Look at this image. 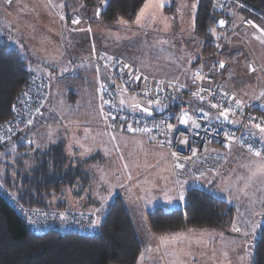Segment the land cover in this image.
I'll return each mask as SVG.
<instances>
[{
	"label": "rangeland",
	"instance_id": "1",
	"mask_svg": "<svg viewBox=\"0 0 264 264\" xmlns=\"http://www.w3.org/2000/svg\"><path fill=\"white\" fill-rule=\"evenodd\" d=\"M78 1L69 0L65 9L59 11L64 14L65 10L70 11V22L59 13L60 19L63 17V22L57 24L52 22V15H48L44 24L46 31L41 33L39 31L36 35L37 46L33 47L38 48L27 46L22 49L28 54L24 56L27 58L26 67H29L30 61L37 59L38 61L49 59L52 62L47 63L49 69L42 75L48 84V96L42 109L43 113L39 120L30 124L26 131L18 136V139L32 141L33 146L46 145L58 139L59 134L56 132L59 130L61 136L68 138L66 149L69 154L88 160L91 157L89 163L91 170L88 168L89 186L83 190L82 196H89L87 198L95 201L85 206L84 210H76L80 207H75L74 212H92L94 220L100 222L105 205L118 195L133 223L142 247V255L160 257L156 264H181V261L183 264H250L253 245L264 221V211L260 214L263 220L259 218V226L254 231L249 228L247 231L237 233L229 229L215 233L218 229H210L209 237L205 232L207 228H198L202 231L197 232L196 227H190L159 235L149 231L153 237L148 239L146 234V229L149 230L146 216L148 211L158 206L165 211L181 208L185 199L182 201L179 196L181 193L185 195L189 187L201 188L210 193L212 191L203 185L200 176L192 178L181 173L169 153L167 155L168 151L166 152L164 146L159 143H155L158 150L155 152L159 155L151 153V156H147L145 153L148 149L145 145H148L149 141L144 139L147 144L138 134L119 135L121 134L119 130H108L112 127L102 105L100 106L99 89L101 82L111 80V77L93 57L103 50L117 54L137 67L141 62L149 69L172 75L176 73L177 67L183 65L188 68L200 63L206 64L211 60L223 61L224 67L218 73L228 78L226 75L231 70L236 76L232 82L239 84L237 76L249 72L250 61L255 63L264 79V31H262L264 28L252 19L243 18L232 9L228 27L215 31L214 37L221 38L222 43L217 45L218 51L212 55V59L201 53L203 44L193 31L198 0H162V8L159 6L160 0H146L143 6L148 2L149 7L140 24L135 22L140 10L133 20L118 18L110 24L96 20L90 22L81 14L83 1L80 0L81 7L76 5ZM100 4L104 3L101 1ZM193 4L196 5L194 9ZM53 5L58 6L53 0H41L34 9L36 12L43 10L45 14L46 10L55 9ZM2 6L0 3V11L4 8ZM56 9L59 10L57 7ZM27 12L31 14L29 9ZM77 18L81 22L73 24L72 21ZM249 21L252 23H248ZM8 25L0 21V30H4ZM89 28L91 31H88ZM5 32H8L7 35L2 33L1 37L6 41L15 40L25 46L29 43L23 37L21 39L20 33L15 30L12 31V35L10 30ZM40 51L44 55L40 54ZM71 53L73 57L67 58ZM50 55L56 56L50 58ZM65 68L68 70L64 71ZM182 70L179 74L184 72ZM165 74L161 75L167 79L174 78ZM191 77L190 72H185L181 80ZM226 81L227 84H231L229 79ZM240 88L241 86L238 89ZM123 96H127V101H123V104L120 102V105L128 109H132L135 103H143L133 95L121 93L118 94L117 100H121ZM183 100L185 103L188 102L187 111L194 117L195 112L203 115L205 112L208 113L209 120H215L218 116L219 112L205 101L199 106L195 97L189 96ZM189 104L193 106L191 109ZM151 107L155 110L163 109V106L157 108L155 104ZM200 108L203 111H194ZM86 149L91 150L85 154ZM255 158L264 161L262 157ZM247 159L249 158L243 157L240 160ZM242 165L246 172V180L242 182V179L238 178L232 185L235 192H240L238 191L240 189L249 194L248 198L243 197L245 202L258 207V203L256 201L253 203L252 199L255 194L264 193V174L252 175L257 163L249 162ZM228 176L232 177L233 174L230 173ZM169 198L172 200L171 204L167 203ZM244 232H248V235L244 236Z\"/></svg>",
	"mask_w": 264,
	"mask_h": 264
},
{
	"label": "trees",
	"instance_id": "2",
	"mask_svg": "<svg viewBox=\"0 0 264 264\" xmlns=\"http://www.w3.org/2000/svg\"><path fill=\"white\" fill-rule=\"evenodd\" d=\"M82 1L85 7L92 8L91 20L110 24L118 18L133 20L146 0H107L103 5L100 4L102 0ZM98 8L99 17L96 15ZM232 9L264 28V0H198L193 31L203 44L200 51L204 55L212 58L218 51L217 45L222 41L214 37L212 30L221 31L228 27ZM220 20L225 21L223 26L218 23ZM112 55L127 62L131 72L134 67L145 74L123 57L100 50L93 58L111 77V80L101 82L100 104L104 96V85L109 84L116 107L122 111L132 110L120 105L122 100L127 101V96L117 100L119 93L137 95L131 91L130 86H123L118 80L112 64L108 62ZM212 61L192 67H207ZM260 72L247 73H256L258 78L263 79ZM30 73L19 53L0 36V122L12 115L15 100ZM218 74H212L211 83L214 85ZM181 75L178 76L180 79ZM190 79L187 78L186 82ZM136 87H140V81ZM219 87L232 92L221 85ZM56 133L59 134L58 139L41 146H33L27 139L20 141L18 136L22 132L10 140L0 142V182L24 207L70 212L80 207L76 210H84L85 206L95 201L87 198L89 196H82L83 190L89 186L91 157L88 160L69 154L66 149L68 138L61 136L59 130ZM104 210L102 219L90 235L74 232L38 234L31 232L28 225L0 196V264H136L141 245L122 199L115 195ZM233 213V207L223 199L204 189L190 187L185 191V202L181 208L165 211L158 206L148 211L146 216L149 230L159 235L190 227L226 230L231 225ZM250 264H264V221L253 245Z\"/></svg>",
	"mask_w": 264,
	"mask_h": 264
},
{
	"label": "built area",
	"instance_id": "3",
	"mask_svg": "<svg viewBox=\"0 0 264 264\" xmlns=\"http://www.w3.org/2000/svg\"><path fill=\"white\" fill-rule=\"evenodd\" d=\"M0 1L4 5H8L11 2V0ZM223 6H225V3ZM108 62L112 64L111 66L120 83L123 86H130L131 91L143 102L141 105L148 106L147 101L149 99L153 101L160 99L163 106L161 110L152 108L151 113L133 111V109L119 110L113 100L110 85L105 84L101 105L105 115L108 117L110 126H114L117 130L125 133L135 132L144 136H151L155 140L154 142L167 148L170 158L176 165H183L182 168L178 167V170L184 175L198 177L217 172L227 159V153L231 149L238 147L249 152L247 144H252L253 147L262 149L261 157L264 158V145L261 143V140L264 138L259 134V130L253 127L257 123L264 126V107H261V105H264V96L249 103L242 101V110L236 109L235 100L239 98L232 92L221 90L211 83L212 74L219 72L221 69L219 67L220 62L212 61L207 67L196 66L183 69L182 71L192 74L191 79L187 81L189 87L186 86V82H183L180 77L173 79L154 78L142 74L134 67H132L130 78L129 72L131 66L128 64L129 68H123V65L127 64V62L113 55L109 57ZM250 62L248 64V71L259 73L255 63ZM127 69H129L128 72H126ZM198 71L205 77L204 79H195V74ZM137 76L140 78L136 79L135 77ZM194 80L195 82H193ZM138 81H140V87L135 88ZM157 82L164 89L163 91H159ZM170 82L173 84V87L168 86ZM262 82L264 85V79ZM180 85H185V87H180ZM174 89H179V92ZM198 90H202L201 95L205 97L204 100L195 97L199 103L202 104L205 101L209 105L219 104L221 106L219 109L214 108L216 112L222 111L223 108L235 109V111L229 112V120H236L239 123L231 124L224 119L209 120L208 118L205 119L203 114H195L194 118L200 123L199 128H195L191 123L188 125L179 124L177 117L181 114L182 110H188V104L183 102V97H194L192 93ZM146 92L148 93L147 95H145ZM225 94L231 96L233 99H221ZM47 96L46 81L34 73L28 74L25 85L19 92L13 105L12 115L0 122V142L10 140L20 134L30 125L28 120H32L33 122L39 120ZM104 101H109V103H104ZM37 109L39 111H36ZM250 118L255 119L250 120ZM168 123L175 125V127L171 131L166 132V125ZM129 124L132 125L134 130H129ZM145 128L148 131H143ZM225 132L233 134L235 139L229 142L224 135ZM253 132L256 133V136L251 135ZM185 138L187 143L181 144L180 140ZM241 141H244V143H241ZM226 144L229 146L225 147ZM214 147L222 148V150L214 149ZM193 148L196 149L195 156L192 155L191 150ZM172 153H176V156L173 157ZM0 196L28 225L29 230L33 233L74 232L79 235H90L95 229V225L92 224L94 220V213L92 212H70L24 207L14 199L1 182Z\"/></svg>",
	"mask_w": 264,
	"mask_h": 264
},
{
	"label": "crops",
	"instance_id": "4",
	"mask_svg": "<svg viewBox=\"0 0 264 264\" xmlns=\"http://www.w3.org/2000/svg\"><path fill=\"white\" fill-rule=\"evenodd\" d=\"M40 1L41 0H13L11 2V4H9L8 6H6V7L2 6L4 8L0 11V21H2L4 24H9L8 26L5 27L4 30H0V36L2 35V33L7 35L8 32H5V30H10L11 31L10 35H12L13 34L12 31L15 30L18 33H20L21 39L23 37L27 43L29 42L25 46L23 43L20 44V43L15 42V40H11L10 42L5 40L8 44V46L15 49L24 61H25V59H27V58H24V56H28V54H27V51L25 52L22 49L27 48V46L32 47L34 49L38 48V47H33V46H37L36 35L38 34L39 31H40V33L43 31H46L44 29V24H46L45 21H46L48 15L49 16L52 15V22L57 23V24L58 23L61 24L63 22V20L60 19L61 14L67 18L68 22H70V18H71L70 17V15H71L70 11L65 10V14L59 12L60 10L65 9L69 0H60L59 3H57L58 0H53L56 2V4L58 6L53 5V8H55V9H53V10L50 9L51 11L46 10L47 12H45V14H43L44 13L43 10H38V12H36V10L34 9V7H37V3H40ZM80 4H81V2L79 0L76 5L78 7H81ZM56 7L59 8V10H57ZM81 8L83 9L82 13H81L83 18L89 19L90 22H92L90 19L91 14L93 13L92 8H87L84 5ZM27 9L30 10L32 16H31V14H29L27 12ZM52 11H53V13H52ZM59 13H60V16H59ZM79 22H81L80 19H79ZM40 54H43V53L40 51ZM54 56H56V55H50V58H52ZM72 57H73V53H71L70 55L67 56V58H69V59ZM49 62H52V61L49 59H43V60H39V61H38V59L33 60V61H30L29 67H26V68L30 72L35 73L39 76H42L43 73L45 71H47V69H49V66H47V63H49ZM25 64H26V61H25ZM138 67L141 70H143V72H145V74L165 78L164 76L161 75V74H165V73H162L159 70L149 69V67H145L141 62H140V64H138ZM185 68H187V67H185L184 65L180 68L177 67L176 73H174L173 75L172 74H165V75L176 78L179 76L178 75L179 72ZM184 73H185V71L182 73V75H184ZM182 75H181V78H182ZM226 76L227 77L229 76V77L226 78L223 74H220L217 77H215V82H216L215 84L218 87L221 85L225 90L227 89L229 91H232V93L235 96H237L241 101H243L245 103H249V102L257 100V99H255V97H260V98L262 97L261 93H264V85L262 82L263 79L258 78L257 75H254L252 73H247L243 76H237V79L240 81L239 84H234L232 82V79H234L236 76H235L234 72H231V70H230V72H228V74ZM186 79L187 78H185V80H182V81L186 82ZM226 79H229L231 81V84H227ZM185 84L187 87H189V83L186 82ZM244 84L246 85V87H243ZM240 86H241V88L238 89ZM242 88H243V91H242ZM236 90H240V91H236ZM187 97H189V96H184L183 98H187ZM184 100L186 101V99H184ZM184 100H183V102H184ZM186 103H188V102H186ZM65 106H67V105L65 104ZM100 106H101V104H100ZM189 106H190V109H191V107H193L190 104H189ZM199 106H201V103H199ZM188 109H189V107H188ZM42 113H43V110H42ZM195 114H197V113L195 112ZM112 129L118 131L115 128H108V130H112ZM25 131H26V129H24L22 131V133ZM118 132L121 133L119 135L135 136L136 134H138L141 139H143V140L145 139V140L149 141L148 142L149 144H148L144 140L148 144V145H145V144L144 145L147 147V149H148L147 151L149 152L148 153L146 151L145 154L147 156H149V155L151 156V153L159 155V153L155 152L158 150L156 148L157 146H155L156 142H154L155 140L152 139L151 136H144V135H141V134L135 133V132H133V133H125V132H120V131H118ZM165 150L167 152L166 148H165ZM218 150H222V148H219ZM167 155H168V152H167ZM243 157H248L249 159L240 160ZM258 161L264 162V161L260 160L259 158H255V156H253V154L246 152V151L242 150L241 148L236 147V148L231 149L227 153V159L222 164V166L217 170V172H215L214 174L212 173V174H205L203 176H200L201 181L203 182V185L208 186L210 188L209 190L212 191L214 196L223 199L228 204H230L234 209L233 218H232V222H231L230 227L226 230H219V229L215 230L216 231L215 233H221L220 231H223V232L228 231L229 229H233V227H240L241 231H247L249 228H251V222H255L259 226L260 222L258 220H259V218L261 219V216L260 215L252 216V212H261L262 211V207H264V205H262V202H264V193L259 192L258 195L255 194V196L252 200L256 201L259 205L258 207H255V206H253V205H251V204H249L243 200V197L248 198L249 194L241 191L239 189L240 185L238 187V189H239L238 191H240V192H238V193L235 192L234 185H232L233 181H236L238 178L242 179V182H244L246 180V172H245V169L242 165L243 163L246 164V163L250 162L252 164H256V163H259ZM230 173L233 174L232 177L228 176V174H230ZM225 176H227V178H225ZM242 182H241V184H242ZM258 200H261V202H259ZM184 202H185V200H184ZM249 206H251V208H248ZM245 208H247V209H245ZM261 220H263V219H261ZM143 224L146 225L145 223H143ZM147 226H148V224H147ZM257 228L258 227H256L255 229H257ZM148 229H149V227H148ZM199 230L200 229L196 228L197 232H199ZM149 231L150 230L146 229V234H147L148 239L153 237L152 236L153 234H151V232H149ZM200 231H202V230H200ZM210 231L211 230L208 228H207V230H205V232L208 233L209 237H210V235H209ZM158 259H160V257H156L153 255H142V249H140V254L138 256L136 264L139 262L140 263H146V264H156Z\"/></svg>",
	"mask_w": 264,
	"mask_h": 264
},
{
	"label": "snow or ice",
	"instance_id": "5",
	"mask_svg": "<svg viewBox=\"0 0 264 264\" xmlns=\"http://www.w3.org/2000/svg\"><path fill=\"white\" fill-rule=\"evenodd\" d=\"M102 2H103L104 4H106V3H107V0H102ZM159 6H160L161 8L163 7V2H162V0H160ZM148 7H149V3L146 2L145 5L140 9V12L137 14L136 21H135L137 24H140V23H141V21H142V19H143V16H144V13H145V11H146V9H147ZM192 7H193V9H194V8L196 7V5L193 4ZM96 15H97V17H99V15H100V9H99V8L97 9ZM61 19H63V17H61ZM153 19H155V14H153ZM72 23H73V24H78V23H79V18L74 19V20L72 21ZM124 23H127V22L124 21ZM218 23H219L221 26H223V25L225 24V21H224V20H220ZM248 23H252V22L249 21ZM193 26H194V25H193ZM88 31H91V29L89 28ZM262 31H264V30H262ZM212 33H213V35H215V30H214V29L212 30ZM110 59H111V58H110ZM219 67H220V68H223V67H224V63H223V61L220 62ZM123 68H129V65H128V64H124V65H123ZM67 70H68L67 68L64 69V71H67ZM131 75H132V73H131V71H130V72H129V76H130V78H131ZM135 78H136V79H139L140 77L137 76V77H135ZM204 78H205V77H203V76L200 74L199 71L195 74V79H196V80L204 79ZM145 79H147V78L145 77ZM193 82H195V80H194ZM168 86H169V87H173V84L170 82V83L168 84ZM157 87H158L159 91H163V90H164L162 87H160L159 82H157ZM180 87H185V85H180ZM174 90L177 91V92H179V89H174ZM201 91H202V90H198L197 92H193L192 95H193L194 97H198L200 100H204L205 97H204L203 95H201ZM147 94H148V93L146 92L145 95H147ZM25 95H27V94H25ZM261 96H264V93H261ZM225 98H227L228 100H232V99H233L231 96H228L227 94H225L224 97H221V99H225ZM255 99H260V97H255ZM104 103H109V101H104ZM123 103H124V102H123V100H122V101H121V104H123ZM153 104H155L156 107L159 108V107L162 106V101H161L160 99H157V100H155V101L149 99V100L147 101V105H148V106H143V105H141L140 103H135V104L132 105V109H133V111H142V112H144V113H151V111H152V107H151V106H152ZM235 106H236V109H241V110H242V108H243L242 101L239 100V99L235 100ZM211 107H212V108L219 109L221 106H220L219 104H212ZM261 107H264V105H261ZM36 111H39V109H37ZM194 111H203V109H202V108H200V109H195ZM232 111H235V109H232V108H223V110H222V111H219L218 116L215 117V118H216V119L223 118L225 121H228V122L231 123V124H237V123H239V121H236V120H229V112H232ZM204 118H205V119L208 118V113H206V112L204 113ZM251 119H255V118H250V120H251ZM177 120H178V123H179V124H182V125H188V124L191 122V124H192L195 128H199V127H200V123H198L197 120L194 118V116H193V115H190L189 112L186 111V110H182L181 114L177 117ZM28 123H29V124H32L33 121H32V120H28ZM162 123H164V122H162ZM174 127H175V125H173V124H171V123H168V124L166 125V132H167V131H171ZM246 127H247V126H246ZM253 127H254L255 129H258V130H259V134L261 135L262 138H264V126H261V124L257 123V124H254ZM129 130H130V131L134 130V129L132 128V125H131V124H129ZM143 131H148V129L145 128V129H143ZM224 135H225L226 139H227L229 142H231V141H233V140L235 139V137L233 136V134H231V133H229V132H225ZM251 135H252V136H256V133L253 132V133H251ZM49 139H51V133L49 134ZM113 139H114V137H113ZM29 143H32V141H29ZM180 143H181V144H185V143H187L186 138L180 140ZM241 143H244V141H241ZM261 143H262V145H264V139L261 140ZM228 146H229L228 144L225 145V147H228ZM81 147H83V145H81ZM247 147H248L249 152H251V153L253 154V156H255V157H261V155H262V149H257V148H255V147H253L252 144H247ZM90 150H91V149H86V150H85V154H86L87 151H90ZM191 151H192V155L195 156V155H196V149L193 148ZM172 156L175 157V156H176V153H172ZM189 159H190V158H189ZM176 167H180V168H182L183 165H182V164H177ZM257 173L264 174V162H259V163H257L255 170L252 172V175H256ZM201 175H203V173H201ZM249 179H251V177H249ZM246 186H247V185H245V187H246ZM179 199L183 201V200L185 199V195H184L183 193H181L180 196H179ZM167 203H168V204H171V203H172L171 198H169V199L167 200ZM253 203H255V201H253ZM262 205H264V202H262ZM262 211H264V207H262ZM260 214H261V212H252V216H258V215H260ZM62 218H63V217H62ZM98 222H99L98 220H93V221H92V224L95 225V224H97ZM256 227H258V224H256L255 222H251V229H252L253 231L255 230ZM233 231H234V232H237V233H240V232H241V228H240V227H233ZM243 235H244V236H247V235H248V232H244ZM181 264H183L182 261H181Z\"/></svg>",
	"mask_w": 264,
	"mask_h": 264
}]
</instances>
